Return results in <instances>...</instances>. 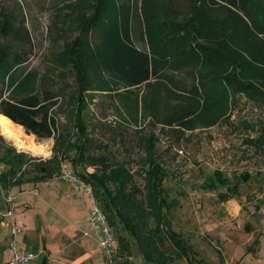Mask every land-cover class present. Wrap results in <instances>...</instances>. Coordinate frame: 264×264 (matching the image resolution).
<instances>
[{
	"label": "rangeland",
	"instance_id": "1",
	"mask_svg": "<svg viewBox=\"0 0 264 264\" xmlns=\"http://www.w3.org/2000/svg\"><path fill=\"white\" fill-rule=\"evenodd\" d=\"M115 1L119 0H103V16L98 18H111ZM201 1L197 0L187 13L160 6L158 17L150 24L140 13L134 18L135 40L149 51L154 63L167 70L174 64L177 69L205 73L214 85L209 93L196 98L198 114L179 141L170 129H153L142 115L138 107L142 88L127 87L105 76L98 50L81 40L90 26H98L95 13L101 0H0V53L8 45L19 49L20 42L9 37L6 29L1 30L12 19L14 23L24 19L31 37L30 49L25 48L30 53L26 69L19 70L17 82L10 88L0 77V96L30 92L45 75V88L58 95L52 114L59 130L71 134L66 96L73 90L72 97H76V88L64 71L75 65L80 71L78 85L85 89L82 114L75 112L74 119L80 118L86 127L82 140L95 142L93 157L113 152L117 160L136 161L141 152L138 138L153 134L158 140L155 159L169 175L164 189L168 201H177L167 217L195 250L196 256L189 255L192 264H198L194 262L198 259L219 264L217 252L224 264H264V47L249 41L223 12H203ZM245 21L248 30L264 40V0H252L250 21ZM89 39L94 45L98 35ZM184 47L189 49L182 51ZM0 136V173L7 170L1 163L4 149L25 155L23 161L30 165L25 175L35 173L36 165L48 167L55 161L49 160L53 138L28 135L36 144L46 145L48 152L36 155ZM62 145L63 151L69 149L68 141ZM89 164L85 162L86 169L79 171L92 173L94 168ZM68 167L65 163V174L47 183L25 184L9 191L0 188V216L3 221L10 219L22 225L16 242L18 248L22 241L37 255L31 264L41 263V253L36 249L41 243L49 252L50 264H112L116 243L111 238L109 246L102 247V227L92 223L95 204L89 188L68 176ZM131 169L138 170L134 163ZM218 171L229 180L249 176L239 195L228 203L217 198L224 190L201 187ZM133 180L144 184L136 174ZM144 195L145 189L137 198L144 199ZM245 225L253 232L246 233ZM256 237L260 245L249 254L246 248ZM130 240L134 264H146L137 244ZM11 241L10 229L1 226L0 264H7L11 256ZM172 264L188 262L176 259Z\"/></svg>",
	"mask_w": 264,
	"mask_h": 264
},
{
	"label": "trees",
	"instance_id": "2",
	"mask_svg": "<svg viewBox=\"0 0 264 264\" xmlns=\"http://www.w3.org/2000/svg\"><path fill=\"white\" fill-rule=\"evenodd\" d=\"M196 1L119 0L113 5L114 15L111 18L104 15L103 19L98 18L99 14L103 16L104 10L101 0L95 13L98 26H90L80 36L86 46L98 50L105 76L112 77L127 87L142 88L138 107L142 115L148 118L153 129L158 126L160 131L170 129L178 141L189 131L187 129L194 123L198 114L196 98L209 93L214 85L205 73L192 69H177L174 64L167 70L154 63L149 51L139 46L135 40L134 18L140 13L150 24L158 17L160 6L168 5L177 12L187 13ZM251 3L252 0H202L200 8L207 14L223 12L249 41L264 47V40L259 39L247 28L245 19L249 18L250 21ZM11 21L5 26L2 25L1 30L6 29L8 36L16 38L20 45L17 50L8 45L7 49L0 53V77L6 81L8 88L16 84L19 70L26 69L30 53H27L25 48L31 47L26 21ZM95 33L98 35V42L93 45L89 36ZM81 40L78 39V42ZM149 42H152L150 37ZM186 49L189 48L184 47L182 51ZM64 72H68L73 81V89L76 88V97H72L73 90L66 96L70 107L66 118L72 125L71 134L59 130L57 118L52 114L58 95L45 88V75L30 92L18 96H0V115L22 126L37 139L53 138L55 141L49 159L55 161L48 167L36 165L35 173L32 171L28 175L23 174L28 166L27 162L23 161L25 155H14L10 149H4L1 153V163L7 170L0 173V188L8 191L27 183H47L62 177L64 164L68 163V174L89 188L92 200L99 208L116 243L110 258L112 264H134L130 238L137 244L146 264H172L176 259H185L188 264H192L189 255L196 256L195 250L172 228L167 217L169 209L174 208L177 201H168L169 195L164 189V182L169 175L155 159L158 154V140L153 134H144L138 138L141 152L136 161H130L128 158L117 160L113 152L93 157L97 152L95 142L92 139L82 140L86 127L81 125L80 118L74 119L75 112L78 116L82 114V91L85 89L78 85L79 68L72 65ZM65 141L69 142V149L63 151L62 142ZM85 162H89V166L94 168L92 173L79 171L80 168L86 169ZM132 163L138 168L135 172L131 169ZM134 174L138 175L144 184L139 185L133 180ZM248 180V174L236 180H229L218 171L204 181L201 187L207 191L224 190L217 193L218 201L224 203L237 197L240 186ZM143 189L144 199H138L137 196L142 194ZM256 245L258 239L246 249L247 253L255 252ZM217 255L221 260L219 264H224L222 254L217 252ZM194 262L207 264L203 259ZM40 264H47L46 259L42 257Z\"/></svg>",
	"mask_w": 264,
	"mask_h": 264
},
{
	"label": "built area",
	"instance_id": "3",
	"mask_svg": "<svg viewBox=\"0 0 264 264\" xmlns=\"http://www.w3.org/2000/svg\"><path fill=\"white\" fill-rule=\"evenodd\" d=\"M10 214L11 213H9V215ZM92 223L102 227V238L100 239L101 240L100 242L103 248L108 247L109 243L111 242L112 236L108 231V228L105 224L104 218L99 208L96 205L94 206V209L92 211ZM3 225L10 229V234L12 237L11 258L8 264H31L32 262H35V260L37 259V255H35L33 252H23L17 246L16 238L20 233V229L22 227L20 222L6 219L5 221H3Z\"/></svg>",
	"mask_w": 264,
	"mask_h": 264
},
{
	"label": "bare ground",
	"instance_id": "4",
	"mask_svg": "<svg viewBox=\"0 0 264 264\" xmlns=\"http://www.w3.org/2000/svg\"><path fill=\"white\" fill-rule=\"evenodd\" d=\"M0 133L14 143L16 147L26 149L33 154H46L48 152L45 144H36L32 137L26 135L19 126L4 115H0Z\"/></svg>",
	"mask_w": 264,
	"mask_h": 264
},
{
	"label": "crops",
	"instance_id": "5",
	"mask_svg": "<svg viewBox=\"0 0 264 264\" xmlns=\"http://www.w3.org/2000/svg\"><path fill=\"white\" fill-rule=\"evenodd\" d=\"M27 184H32V183H27ZM25 185V184H24ZM33 185H36V184H33ZM23 186V185H22ZM14 188H16V187H14ZM14 188H11L10 190H12V189H14ZM9 191V190H8ZM231 200V199H230ZM229 202V200L228 201H226V202H224V203H228ZM0 218H1V222H0V227L2 226L3 227V219H2V216H0ZM248 226V225H247ZM245 227L244 226V229H245V231H246V233H250V232H253L252 231V229H250L249 227ZM19 236H21V235H19ZM255 239H258V245H256V246H254L255 247V249L260 245V240H259V237H256V238H254V240ZM254 240L252 241V243L254 242ZM251 243V244H252ZM251 244L248 246V247H250L251 246ZM20 250L21 251H23V252H33L32 251V248L31 249H28L27 250V247L23 244V242L22 241H20ZM247 247V248H248ZM246 248V249H247ZM36 249H38V251L41 253V255L39 256V258H38V260L41 258V257H43V258H45L46 259V261H47V264H50V262H49V257H48V250L46 249V247L44 246V243L42 244H40V246L38 247V246H36ZM40 249V250H39ZM254 249V251L256 252V250ZM252 253H254V252H252ZM250 254V253H249ZM10 258H11V256L9 257V259L7 260V264H8V262H9V260H10ZM238 262V261H237ZM236 263V262H235ZM234 263V264H235ZM241 264V263H240Z\"/></svg>",
	"mask_w": 264,
	"mask_h": 264
},
{
	"label": "water",
	"instance_id": "6",
	"mask_svg": "<svg viewBox=\"0 0 264 264\" xmlns=\"http://www.w3.org/2000/svg\"><path fill=\"white\" fill-rule=\"evenodd\" d=\"M15 125H17V124H15ZM17 126H19V125H17ZM22 130H23V132L26 134V135H32V136H34L33 134H29L26 130H25V128H23L22 126H19Z\"/></svg>",
	"mask_w": 264,
	"mask_h": 264
}]
</instances>
